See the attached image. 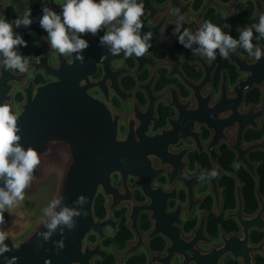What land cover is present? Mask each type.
I'll list each match as a JSON object with an SVG mask.
<instances>
[{
	"label": "flooded vegetation",
	"instance_id": "flooded-vegetation-1",
	"mask_svg": "<svg viewBox=\"0 0 264 264\" xmlns=\"http://www.w3.org/2000/svg\"><path fill=\"white\" fill-rule=\"evenodd\" d=\"M65 2L0 0V19L14 21L27 7L33 21L27 28L14 27V32L22 35L28 45L18 47V54L31 56V60L26 73L11 71L21 79L20 83H12V109L19 116L27 99L26 92L32 90L36 96L39 88L57 83L60 76H85L93 85L87 89L88 95L106 106L117 118L116 139L119 143L113 153H150L152 167L146 160H134L135 165L130 169L161 172L154 177L150 187L146 186V190L138 186L139 179L130 177L128 187L131 194L123 189L121 176L114 175L113 185L118 193L117 206L112 212V199L100 189L94 203L95 218L100 222L112 219L116 231L113 233L111 227L106 228L101 247L107 257L104 260L96 258L92 264H103L110 256L115 259V264H128L130 259L141 256L145 258V264H166L164 258L168 249L174 252L170 264H213L212 252L223 246L222 234L243 237L242 228L234 217L240 208L239 190L245 219H253L261 211L257 193L264 199L259 190L258 174L262 163L251 158L256 153L264 154V148L248 152L250 154L242 158L240 153L250 146L264 143V136L258 138L264 134V117L258 116L264 106V82L261 85L254 82L251 89L240 96L242 82L255 79L259 73L253 65L254 56L246 55L244 49L239 51L238 58L248 64L242 70L232 58L236 51L226 59L221 58L218 52L215 60L193 56L191 50L179 44L178 36L172 33L181 17H184L181 31L187 28L193 33L208 16L209 19L221 17L239 28L251 27L239 22L235 9L241 3L252 2L254 12L251 20H259V17L255 18L254 0H238L230 11L231 15L220 12L214 3L227 8L233 0L229 3L221 0H142L145 10L141 17L144 25L141 34L153 32L152 47L145 55L125 57L123 53L119 56L108 54L107 49L100 46V38L105 34V30H101L95 36L89 33L81 37L89 43L83 52V64L75 59L76 54L60 55L51 51L47 32L39 24L42 7L61 14V6ZM262 4L264 6L263 0ZM258 47L264 52V42ZM104 55L108 58L101 61ZM77 80L81 86L72 95L74 99L82 98L80 93L86 87L84 79ZM250 95H255L256 99L251 97L250 101ZM76 103L81 110H77L75 115L82 116V119L76 118L77 126L83 129L84 106ZM72 137L77 139L76 134H71ZM244 157L250 164L258 165L255 173L259 181H255L242 162ZM243 170L256 184L257 209L252 214L247 212L244 183L238 176V172ZM213 171L216 172L214 177L210 175ZM224 179L233 185L234 209H226ZM100 198L106 212L104 219L97 218L95 212ZM142 208L144 210L135 218ZM231 215L234 218L229 219ZM213 221L219 223L216 238L209 232ZM225 222L236 224L238 231L227 233L222 226ZM123 226L131 235L124 248L107 247L105 242L116 238ZM136 226L144 244L137 248L136 253L121 259L140 241ZM256 227L250 232L252 246L264 242V231H260L264 229V222L258 221ZM153 233L154 236L149 238ZM92 236L96 237L95 243L89 240ZM256 236L261 237V241L255 243ZM99 242V237L92 234L84 241V247L88 244L94 248ZM110 248L115 253H110ZM234 253L238 255L240 249L237 247ZM233 256H225L221 264H242V260L236 261ZM253 257L254 264H258V258L264 259L260 254Z\"/></svg>",
	"mask_w": 264,
	"mask_h": 264
},
{
	"label": "water",
	"instance_id": "water-1",
	"mask_svg": "<svg viewBox=\"0 0 264 264\" xmlns=\"http://www.w3.org/2000/svg\"><path fill=\"white\" fill-rule=\"evenodd\" d=\"M237 2L238 0H233L227 8H221L216 2L214 4L220 12L225 11L231 15L230 11ZM254 3L257 9L255 18H258L260 13H264V6L262 0H254ZM241 49L238 48L232 54V58L244 70L243 67L248 64L246 60L238 58ZM253 65L257 67L256 70L259 73L255 79L249 78L246 82H242L240 96L250 90L254 82H257L258 85L264 82V56L259 61L255 60ZM19 78L11 71L1 69L0 104L4 102L12 104V83H20L21 79ZM77 79H84L86 82L84 91L80 93L82 97L80 99L72 98V95L77 93L76 88L81 86L80 80ZM92 86L85 76L63 75L58 77L57 83L39 88L36 96L32 90L26 92V102L21 107V114L17 116L18 127L21 129L18 135L22 137L20 143L25 149L32 147L38 152L40 164L35 170V179L25 190L24 200L4 213L6 221L4 227L12 223H19L22 226L17 233L9 234L5 244L10 251L0 255V264H92L96 258L104 260L107 253L102 249L101 242L106 237V228L111 227L114 233L116 224L112 219L100 222L95 218L94 203L100 189L112 199L113 205L110 207L112 212L117 206L118 193L113 185L114 175L121 176L123 189L131 194L128 187L130 177L139 179L138 186L146 190V186L150 187L154 177L161 173L155 170L142 172L130 169L135 165L134 160H146L147 165L152 167L150 153H113V149L119 143L116 139L118 134L117 118L109 112L106 106L88 95L87 89ZM76 102L84 106L82 109L84 113L83 129L77 126L76 118L82 119V116L75 115L77 110H81ZM258 116L264 117V106ZM75 128L77 130H74ZM71 134H76L77 139L71 138ZM259 148H264V143L250 146L246 151L240 153L241 158L250 154L248 152L256 151ZM154 154L157 153H152V155ZM245 157L242 162L251 172L255 181H259L255 173V168L258 165L250 164ZM240 162L241 160L238 163ZM80 195L88 199V203L82 206L88 215L74 218L77 219L74 230L69 231L65 228V247L57 254V248L53 242L62 239L59 229L48 242H44L39 236V233L44 231L42 220L49 219L43 216V209L54 198L60 197H63L64 200L55 208L56 212L65 206L79 209L81 206H77L73 202ZM257 196L261 211L257 217L245 219L243 217V199L239 190L240 208L234 217L237 218L242 228L243 237L236 235L227 237L222 234L223 246L213 250V264H221L222 259L227 255H234V259L242 260V264H254L253 256L255 254L264 257V242L259 246L250 245L251 230L257 228L258 221L264 222V218H262L264 199L259 192ZM141 210L144 209L138 210L135 218ZM234 217L231 215L229 219ZM133 222L135 223L136 219ZM135 230L140 241L120 257L121 259L136 253L137 248L144 244L137 226ZM260 231H264V229ZM92 234L97 235L100 242L94 248L88 244L84 247V241ZM237 247L240 249V253L235 255L234 251ZM167 253L164 261L167 262L166 264H170L174 252L168 249ZM212 254H210L211 257Z\"/></svg>",
	"mask_w": 264,
	"mask_h": 264
},
{
	"label": "clouds",
	"instance_id": "clouds-1",
	"mask_svg": "<svg viewBox=\"0 0 264 264\" xmlns=\"http://www.w3.org/2000/svg\"><path fill=\"white\" fill-rule=\"evenodd\" d=\"M61 8L62 13L58 14L49 7H42L40 27L47 32L51 51L60 55L76 54L75 59L81 64L85 61L83 52L89 47L88 41L81 37L89 33L95 36L101 30H105V34L100 38V46L105 47L112 56L123 53L125 57H142L152 47L153 32L141 34L144 28L141 17L145 10L142 0H66ZM183 21L184 17H181L172 34L178 36V43L190 49L193 56L215 60L218 52L221 58L226 59L238 48L244 49L257 61L264 56L261 48L252 43L253 29L258 34L256 39H264V13L259 14L258 24L238 27V39L226 34L211 21H204L195 33L187 28L181 31ZM32 22L31 10L27 7L14 21L0 19V69L3 71H28L31 56L25 57L17 51L18 47L28 45L22 35L14 32V27L27 28ZM223 28L230 30L231 25L225 23ZM193 45L197 47L193 48ZM107 58L104 55L101 61ZM17 121L18 117L10 103L0 104V255L10 251L5 244L9 231L4 227V213L24 200L25 190L35 179L34 173L40 164L38 152L32 147L25 149L21 145L22 137L18 135L21 129ZM210 175L214 177L216 172ZM63 200V197L54 198L43 209V216L49 219L42 220L44 231L39 233L44 242H48L59 229L62 239L53 242L57 254L65 247V228L74 230L77 225V219L74 218L88 215L82 208L88 203L87 197L80 195L73 202L81 206L79 209L65 206L56 212L55 208Z\"/></svg>",
	"mask_w": 264,
	"mask_h": 264
},
{
	"label": "trees",
	"instance_id": "trees-1",
	"mask_svg": "<svg viewBox=\"0 0 264 264\" xmlns=\"http://www.w3.org/2000/svg\"><path fill=\"white\" fill-rule=\"evenodd\" d=\"M230 1L231 0H221L222 3H229ZM263 3H264V0H263ZM235 12H236V15H237L239 22L241 24L252 26L253 24L259 23V20H256V21L251 20L252 14L254 12V5L252 2L241 3V4L237 5ZM206 21H211L215 25L220 26L226 34H230L233 38H235V39L239 38V33L237 31L238 27L231 25V23L229 21L223 20L221 17H217V16H214L210 19L208 16ZM225 23L231 25L230 30L227 28H223V25ZM253 32H254V38H253L252 43L255 46L262 44L264 42V39H256L258 34L255 33V30H253ZM245 54L249 55L248 52H246V51H245ZM251 97L256 99L255 95H253V96L250 95L249 99ZM250 101H252V100L250 99ZM262 136H264V134L259 135L258 138H262ZM250 139H252V137H250ZM251 159L253 161L262 163L261 167L258 170V174L260 177L259 190H260L262 196L264 197V154L263 153H256L252 156ZM238 174H239L238 176H239L240 180L244 183L243 194H244V199L246 202L247 212L252 214L257 209V201H256V197H255L256 184H255L254 180L252 179V177L248 173H246L244 170L239 171ZM226 181H227V179H224L223 183H222L223 186L226 188L225 189V204H226L225 206H226V209H234L235 208L234 188H233L232 183L228 184ZM95 212H96L97 218H99V219L105 218L106 212L104 210L102 198H100L98 200V202L96 203ZM217 224H219L217 221L211 222V226H210V230H209L210 234L215 238L218 236ZM222 226L227 233L238 231L236 224H234L232 222L231 223L225 222V223H223ZM130 238H131V235L126 230V228L123 226L121 228V231L117 235V237L114 239H108L105 242V245L107 247L114 245L118 249L122 250L124 248L126 242ZM89 240L92 243H95L96 237L92 236L89 238ZM259 241H261V237L256 236L254 242L257 243ZM154 247H156L157 249L161 248V246H157V245H154ZM257 262H258V264H264V259L258 258ZM145 263H146L145 258L143 256H141L139 258L130 259L128 264H145ZM103 264H115V259L113 258V256H110Z\"/></svg>",
	"mask_w": 264,
	"mask_h": 264
},
{
	"label": "rangeland",
	"instance_id": "rangeland-1",
	"mask_svg": "<svg viewBox=\"0 0 264 264\" xmlns=\"http://www.w3.org/2000/svg\"><path fill=\"white\" fill-rule=\"evenodd\" d=\"M21 226H22V225L19 224V223H12V224L8 225V226L5 227V228L8 229L9 234H15V233H17V232L20 230ZM108 251H109L110 253H115V251H114L113 248L108 249Z\"/></svg>",
	"mask_w": 264,
	"mask_h": 264
}]
</instances>
